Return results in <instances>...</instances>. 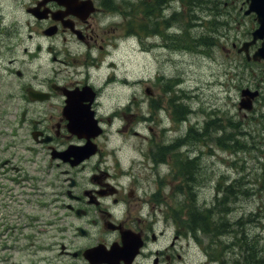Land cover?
Wrapping results in <instances>:
<instances>
[{
  "label": "rangeland",
  "instance_id": "1",
  "mask_svg": "<svg viewBox=\"0 0 264 264\" xmlns=\"http://www.w3.org/2000/svg\"><path fill=\"white\" fill-rule=\"evenodd\" d=\"M30 1L23 0L24 6ZM7 2L9 10L15 8V0ZM103 2L97 31L115 39L93 53L80 51L79 61L63 66L57 78L97 83L107 125L101 141L111 161L136 163L138 194L174 207V217L192 232L195 216L202 218L206 231L196 228L200 244L192 245L182 264H222L213 255L206 258L207 248L219 250L218 257L225 252L230 263L255 264L250 253H241V244L264 252V61H248L238 49L256 20L244 14L243 0ZM28 20L23 9L17 64L24 83L34 86L46 83L60 65L51 61L52 39ZM246 86L261 90L249 112L239 109ZM26 130L18 147L0 141V167L3 159L12 160L0 170V264H47L48 243L63 223L53 220L52 210L63 207L58 168ZM151 168L157 175L148 174ZM182 207H192L190 224ZM180 240L187 247L188 239Z\"/></svg>",
  "mask_w": 264,
  "mask_h": 264
},
{
  "label": "flooded vegetation",
  "instance_id": "2",
  "mask_svg": "<svg viewBox=\"0 0 264 264\" xmlns=\"http://www.w3.org/2000/svg\"><path fill=\"white\" fill-rule=\"evenodd\" d=\"M103 1L32 0L24 6L23 0H15V8L9 10L7 0H0V141L4 147L20 146L26 126L33 146L46 151L63 181V207H52L53 220L62 219L63 223L48 243L51 257L47 264H58L59 259H63L62 264H182L199 241L197 216L192 232L185 221L180 223L179 217H174V207H162L146 192L138 194L136 180L142 176L136 172V163L124 167L120 161H111L101 141L104 134L90 138L97 144L96 154L73 165L82 157L79 153L89 139L81 132L86 116L83 108L89 104L97 123L105 126L99 109L101 89L89 77L82 75L83 80L71 82L68 78L59 80L56 74L72 61L77 63L80 51L93 53L95 46L103 49L105 42L115 39L114 33L97 31L106 12ZM23 9L29 16L28 25L52 39L51 61L60 65L44 84L24 83L17 64L23 46ZM111 28L115 31L117 25ZM8 52L9 59L4 56ZM86 85L92 88L91 98L81 100ZM32 90L41 91L44 98H35L37 93ZM97 130L95 125L91 132ZM11 163L6 158L3 165ZM148 174L157 175L156 168ZM127 175L129 180H125ZM191 208L181 209L186 220L194 217ZM181 237L188 239L187 247H183Z\"/></svg>",
  "mask_w": 264,
  "mask_h": 264
},
{
  "label": "water",
  "instance_id": "3",
  "mask_svg": "<svg viewBox=\"0 0 264 264\" xmlns=\"http://www.w3.org/2000/svg\"><path fill=\"white\" fill-rule=\"evenodd\" d=\"M249 2L248 9L246 13H255L256 19L258 21V27L252 32L253 39L251 41H246L240 51L244 50L247 54L248 59L260 60L264 59V0H247ZM261 40V45L257 48V50L250 56L249 46L251 44L256 43L257 40ZM258 94V91H251L249 88H245L242 90V95L246 96L242 98L240 102V108L251 109L253 107L252 98H254ZM88 123L89 125H94L96 122L92 119V113L89 112ZM101 131H97V134ZM91 146H86L79 154H82L84 157L86 154H89L91 151ZM60 154V153H58ZM81 157V158H82ZM80 158V159H81Z\"/></svg>",
  "mask_w": 264,
  "mask_h": 264
},
{
  "label": "bare ground",
  "instance_id": "4",
  "mask_svg": "<svg viewBox=\"0 0 264 264\" xmlns=\"http://www.w3.org/2000/svg\"><path fill=\"white\" fill-rule=\"evenodd\" d=\"M158 3H160V1H158ZM147 13H148V10H147ZM226 245H229V249H232L233 250V248H235V244H233V243H228ZM241 245H242V250H241V253L242 254H243V251L246 250V252H248V253L251 254V257L252 258L255 257V259H257V262L255 264H264V252H263L262 249L256 248V247H254V246H252L250 244H244V243H242ZM227 256L228 255H226V253L223 252V258H224V263L225 264H227V263L228 264H236V263H230Z\"/></svg>",
  "mask_w": 264,
  "mask_h": 264
},
{
  "label": "trees",
  "instance_id": "5",
  "mask_svg": "<svg viewBox=\"0 0 264 264\" xmlns=\"http://www.w3.org/2000/svg\"><path fill=\"white\" fill-rule=\"evenodd\" d=\"M182 111H183V109H182ZM189 165H191V164H189ZM199 225H200V226L203 225V222L201 221V219L199 220Z\"/></svg>",
  "mask_w": 264,
  "mask_h": 264
}]
</instances>
